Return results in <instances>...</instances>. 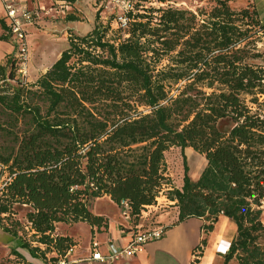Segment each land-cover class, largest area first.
I'll list each match as a JSON object with an SVG mask.
<instances>
[{
    "label": "trees",
    "instance_id": "trees-1",
    "mask_svg": "<svg viewBox=\"0 0 264 264\" xmlns=\"http://www.w3.org/2000/svg\"><path fill=\"white\" fill-rule=\"evenodd\" d=\"M228 3L195 12L146 7L114 29L97 13L94 28L71 31L32 83L16 76L7 56L0 64L4 232L18 237L5 222L17 224L22 209L37 245L20 246L31 255L53 252L56 261L74 244L56 224L106 221L92 213L94 199L126 207L137 225L141 209L164 192L179 222L201 218L212 230L223 215L234 224L223 264H264V49L257 48L264 21L249 1L239 9ZM222 120L231 123L226 132ZM171 146L205 159L195 180L184 160L180 187L166 171Z\"/></svg>",
    "mask_w": 264,
    "mask_h": 264
},
{
    "label": "crops",
    "instance_id": "crops-1",
    "mask_svg": "<svg viewBox=\"0 0 264 264\" xmlns=\"http://www.w3.org/2000/svg\"><path fill=\"white\" fill-rule=\"evenodd\" d=\"M37 1L38 0H31L29 6H36ZM248 1L257 9L261 19L264 21V0ZM42 3L47 6L49 5V0H43ZM96 3L97 0H72L71 10L67 15H64L63 19L59 18L60 20L58 19L53 24L50 17H47L42 21L41 26L44 25L46 28L58 27L63 32L62 38H66L71 31L78 35H86L94 28L93 26L96 23ZM4 16L2 2L0 1V19ZM53 30H55V28ZM5 31V27L1 26L0 23V37H7V35L5 36ZM66 45V42H64V47L60 52L67 47ZM13 51L14 46L8 37L6 40L0 39V64H3L7 56L12 54ZM59 53L55 59L58 57ZM202 168L203 167H200L197 170L195 176H192V173L188 172L190 178L195 180L203 170ZM110 202L111 205L109 204V206L113 209L111 212L109 211L107 213L106 211L97 210L96 204H94L91 209L92 213L103 216L106 220L99 227L96 225L90 226L83 221H78L73 225L63 222L56 224L55 233L57 235H65L73 240L74 244L71 246L72 250L68 254L59 257L56 261H51L47 254L41 256L36 252H34L33 255L28 253L32 260L29 264H59L62 259L64 260V264H107L96 259L93 260L91 258L92 251L96 249L100 253L106 254L108 253L107 246L110 242L123 246L130 239V233L134 231V228H138V224L131 227V225H128L130 224L129 220H125L126 222L123 223L116 218L114 210L117 209L120 215L121 210L112 201ZM172 209H174V223L170 224L168 221H165L166 223L164 225L166 230L160 239L147 242L142 250L133 257L117 259L111 264H192V259L196 258L194 256V249L201 244V241L204 240L206 236L210 239H212V237L216 238L210 246L213 250L212 257L210 260L206 258V264H223V257L221 255H216V250L213 249L215 243L219 242L218 237H221L223 232L219 231L216 233L213 231V228L216 230V226L219 222L222 220L229 221V219L223 215L220 216L218 221L213 224L212 230H208L209 234H207L204 233L203 226L206 225L208 221L201 218H190L179 222L177 218V205H173ZM163 216L164 215L160 214L158 218L164 219ZM229 222L232 224L234 232L229 238V240H231L235 235V226L231 221ZM63 225H65L66 228H61L60 231H58ZM230 261H228L227 264ZM198 264H201V262Z\"/></svg>",
    "mask_w": 264,
    "mask_h": 264
},
{
    "label": "rangeland",
    "instance_id": "rangeland-1",
    "mask_svg": "<svg viewBox=\"0 0 264 264\" xmlns=\"http://www.w3.org/2000/svg\"><path fill=\"white\" fill-rule=\"evenodd\" d=\"M165 2L166 4L161 8H167L168 6H171L173 8L178 9H189L192 11H196L199 8H210V6L214 5L215 0H161ZM229 6L239 9L242 7H246L248 4V0H229ZM107 14L111 10L109 8H105ZM59 18L63 19L64 15L58 16L57 18L52 20V23L54 24L55 21H57ZM60 20V19H59ZM55 28V30H53ZM110 33V32H109ZM63 32L58 27H50L46 28L44 25H39L38 27L31 28V33L29 37L27 38L28 45H29V57H28V65H27V73L24 76H21L15 72L16 76L20 78L23 81H26L28 83H32L35 81L38 76L44 72L48 67H50L56 60L55 57L60 52V50L64 47V42L67 44L68 35L66 38H62ZM69 34V33H68ZM258 39V38H257ZM64 41V42H63ZM67 46V45H66ZM257 48L259 50L264 49V36H261L259 40L257 41ZM231 127V123L229 120H222L219 123V128L222 131H228V129ZM165 154V165H166V171L167 175L170 177L172 183L174 186L180 187L183 177V165L184 160L185 163L189 169L188 172H192V176H195V173L200 167L204 166L205 159L204 157L193 151L191 148L187 147L185 149H180L177 146H171L167 151L164 152ZM5 180V176H0V186ZM164 192H161L157 197L158 201L161 202V205H163V194ZM111 202L106 197H99L98 199H94L91 202V206L93 207L94 204L97 206V210L99 211H106L107 213L113 209L110 208L109 204ZM111 205V204H110ZM264 209V205L262 207ZM116 218L121 220V222L125 223L126 219H122L121 215L119 214L118 210L115 209ZM174 209L170 206H157V207H149L145 208L144 212L140 214L138 217L139 222V230L146 228H151L158 226V224H165V221H168V223L172 224L174 223ZM164 215V219L158 218L159 215ZM14 218L17 220V224H15L13 221L9 222L6 221L5 223L7 225L12 226L17 230V236L18 237H12L10 234L4 232L0 228V264H29L31 260V256L28 254L27 249L22 248L20 246L23 242H30L32 246H36L37 243L32 241L30 235L31 232L29 231L27 223H25L24 220V211L22 209H18L17 213L13 215ZM263 223H264V213H262L261 217ZM129 221L131 227L134 226L133 219L129 217ZM169 224V225H170ZM73 225V224H70ZM215 228H213V231L216 233L223 232V235L219 238V242H216L213 246V249L216 250V255H223L222 249L219 247L225 243H228L229 238L233 235V226L228 220H222L219 222ZM65 229L66 226L63 225L60 229ZM135 230V229H134ZM210 231V230H209ZM209 231L206 229L204 230V233L209 234ZM220 234V233H219ZM216 238L210 239L208 236L204 240L201 241L202 249L197 248L198 253L195 256H198L199 258H193L191 263L192 264H198L201 262V264H206V258L209 255V253L213 252L212 248L210 246L215 241ZM218 250V252H217ZM37 254L43 256L44 254H47L48 258L53 261L51 258L56 257V254L50 251L42 252H36ZM206 261V262H205ZM228 264H236L235 259H232Z\"/></svg>",
    "mask_w": 264,
    "mask_h": 264
},
{
    "label": "built area",
    "instance_id": "built-area-1",
    "mask_svg": "<svg viewBox=\"0 0 264 264\" xmlns=\"http://www.w3.org/2000/svg\"><path fill=\"white\" fill-rule=\"evenodd\" d=\"M2 2L3 11L5 16L3 19V24L5 27V36L12 41L14 46V51L12 57L17 64V73L21 76L26 75L28 57H29V45L27 38L30 35L31 28L38 27L41 25L42 21L50 17L51 20L60 16L67 15L71 10L72 0H49V5H44L43 0H38L36 6L30 7L29 2L31 0H0ZM166 3L161 0H97L95 5L96 11L98 13L99 21L103 24L106 21H110V26L116 28L121 26L123 28L127 27V24L134 21L136 14L144 11L143 8L153 7L157 10L161 9ZM105 8H109L111 11L106 12ZM153 14L156 15L158 11ZM164 203L158 201V197L155 203L152 205H146L141 209V213L144 209L149 207L157 206H170L176 205L175 200H169L163 196ZM121 216L123 219L129 220V214L127 208L121 211ZM139 224L137 227L139 228ZM138 228L130 233V239L125 245H116L110 242L107 246L106 254L100 253L98 250L92 251L91 258L94 260H99L107 264H111L117 259H126L128 257H133L139 253L143 246L150 241H155L160 239L166 230L164 224H158V226L142 229ZM226 248L223 249L225 253L227 251L228 243H226ZM202 249V246H197L194 250V256L198 253V249ZM72 250L70 246L65 254H68ZM203 250V249H202ZM199 258L198 256H195ZM59 264H64L62 259Z\"/></svg>",
    "mask_w": 264,
    "mask_h": 264
},
{
    "label": "bare ground",
    "instance_id": "bare-ground-1",
    "mask_svg": "<svg viewBox=\"0 0 264 264\" xmlns=\"http://www.w3.org/2000/svg\"><path fill=\"white\" fill-rule=\"evenodd\" d=\"M191 173H192V172H191ZM226 245H227V244L224 243L223 246L221 245L219 248L223 250V249L226 248ZM211 255H212V253L210 252L209 255H208V257H207L208 260L211 259V257H212Z\"/></svg>",
    "mask_w": 264,
    "mask_h": 264
}]
</instances>
